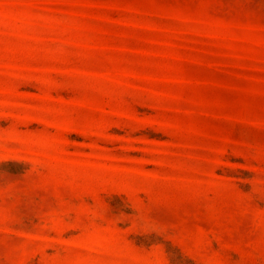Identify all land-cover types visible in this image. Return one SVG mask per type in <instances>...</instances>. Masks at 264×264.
I'll list each match as a JSON object with an SVG mask.
<instances>
[{
    "label": "rangeland",
    "instance_id": "rangeland-1",
    "mask_svg": "<svg viewBox=\"0 0 264 264\" xmlns=\"http://www.w3.org/2000/svg\"><path fill=\"white\" fill-rule=\"evenodd\" d=\"M0 264H264V0H0Z\"/></svg>",
    "mask_w": 264,
    "mask_h": 264
}]
</instances>
